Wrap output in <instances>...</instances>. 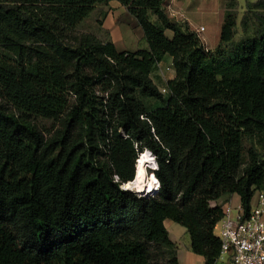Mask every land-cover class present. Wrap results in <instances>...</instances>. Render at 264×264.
<instances>
[{
    "label": "trees",
    "instance_id": "1",
    "mask_svg": "<svg viewBox=\"0 0 264 264\" xmlns=\"http://www.w3.org/2000/svg\"><path fill=\"white\" fill-rule=\"evenodd\" d=\"M108 1L0 0V264H178L166 219L216 264L211 202L236 194L247 214L264 192V0L247 3L248 38L234 40L226 12L214 49L163 0H117L142 30L136 51L77 31ZM165 55L162 94L152 74ZM147 150L159 187L144 197L122 185Z\"/></svg>",
    "mask_w": 264,
    "mask_h": 264
},
{
    "label": "crops",
    "instance_id": "2",
    "mask_svg": "<svg viewBox=\"0 0 264 264\" xmlns=\"http://www.w3.org/2000/svg\"><path fill=\"white\" fill-rule=\"evenodd\" d=\"M112 3H114L115 6H112ZM180 3L181 2H178V0H172L170 6L171 7H176V6L184 7L180 5ZM99 6L113 7L114 11L108 13V15L99 23L100 24L99 29L102 34V37L101 35L100 36L96 34L94 35H96L98 38L102 40L103 39L110 40L113 43L117 51H130V50L136 51L139 49L147 48L146 42L143 38L142 30L135 24L134 19L127 13L126 9L123 6H121L117 0H110L106 4L99 5ZM95 11H96V7L93 10V12H91L90 15L94 14ZM115 17L116 18L124 17V19H120L116 22ZM209 17L211 19V24H210L211 26L209 27V30H211V32L208 33L203 38V41H204L203 44L205 45L206 48L213 49L214 47L217 46L219 42L220 28H221L223 19L222 17L217 18L212 15H210ZM178 18H175V21L180 22V23L184 22L185 24L190 26V28L193 30H196L200 26H203L204 27L203 31H207V27L201 23L199 16L198 15L196 16L195 13L183 12V14L179 15ZM167 35L170 37L171 34L169 33ZM136 37H137V40H136ZM160 66H162L164 69L169 68V71L167 72L169 73V77L167 80L172 79L174 77V69L172 67V60L169 56L165 55L162 58ZM153 74H154V78L156 79V81L155 79H153L154 82L155 83L157 82L158 85H160L159 87L156 83L157 87L159 89L163 88L164 80L160 77V75L158 74L156 70H154ZM225 204L230 205L232 208H237L240 206L239 197L236 194H232L229 196H225L219 199L218 201L211 202V206L220 205L222 207ZM171 223H174V222L168 219L164 220L163 222L164 227L168 232L169 239L177 247L176 257H177L178 264H204V259L201 256L195 255L190 251L189 237H188V243L185 240V235H187L185 228L181 227L180 225L172 227ZM213 233L217 237V234L215 233V231H213ZM180 242L183 244L181 245ZM219 260H224V258L219 257L218 261Z\"/></svg>",
    "mask_w": 264,
    "mask_h": 264
},
{
    "label": "rangeland",
    "instance_id": "3",
    "mask_svg": "<svg viewBox=\"0 0 264 264\" xmlns=\"http://www.w3.org/2000/svg\"><path fill=\"white\" fill-rule=\"evenodd\" d=\"M172 0H164L163 1V10L167 14L168 18L172 21H175V18H178L179 15H182L183 12H191L198 15L201 23L207 27V31H200L199 29L193 30L189 27L190 30L195 31L198 36L201 38V42L203 43V38L211 32L209 27L211 26L210 15L215 16L217 18L223 19L226 12H231L236 15V26H235V37L234 40L238 41L240 38H248L251 37L254 33V30L257 28L256 21L252 18L249 9L247 8V3H255L257 0H178L181 2L180 5L184 7H171ZM184 4V5H183ZM186 4V5H185ZM112 6H115L112 3ZM113 7H105V6H96V11L94 14L88 16L77 28L78 32H87L93 33L98 36L102 34L100 32L99 26L100 22L108 15V13L113 12ZM259 12L264 14V11L259 10ZM210 14V15H209ZM117 16V15H116ZM177 16V17H176ZM120 19H124V17H115L116 22ZM180 19V18H178ZM151 21L155 22V17L151 16ZM177 22V21H175ZM180 23V22H178ZM184 23V22H183ZM182 23V24H183ZM185 24V23H184ZM169 34V33H167ZM137 40V37H136ZM204 45V44H203ZM205 46V45H204ZM215 48V47H214ZM213 48V49H214ZM131 51V50H130ZM163 66V64H162ZM161 66L163 70L164 79L167 81L169 77L168 71H164V68ZM169 69V68H168ZM153 79L154 74H152ZM156 81V79H155ZM157 83V82H156ZM158 85V83H157ZM160 87V85H158ZM43 132H45V140L46 144L53 147L56 151H61L65 155L69 154V151L60 145V139L53 137L52 133L55 128V124L52 121L37 119L35 121ZM254 145L263 146L264 145V137L258 138ZM245 148L248 146L247 143H244ZM148 151V150H147ZM150 168H146V173ZM148 175V174H147ZM134 192V191H133ZM135 193V192H134ZM171 226H179L175 223H171ZM217 234V228L214 229ZM185 240L188 243V235H185ZM181 243V242H180ZM183 243H181L182 245ZM175 245V244H174ZM175 249L177 247L175 246ZM216 264H227V261L219 260Z\"/></svg>",
    "mask_w": 264,
    "mask_h": 264
},
{
    "label": "built area",
    "instance_id": "4",
    "mask_svg": "<svg viewBox=\"0 0 264 264\" xmlns=\"http://www.w3.org/2000/svg\"><path fill=\"white\" fill-rule=\"evenodd\" d=\"M198 29L203 31L204 27ZM156 71L166 82L160 65H157ZM160 92L166 94L167 89L161 88ZM215 228L220 241V258H224L228 264H264L263 191L255 192L247 214L241 206H222V217Z\"/></svg>",
    "mask_w": 264,
    "mask_h": 264
},
{
    "label": "bare ground",
    "instance_id": "5",
    "mask_svg": "<svg viewBox=\"0 0 264 264\" xmlns=\"http://www.w3.org/2000/svg\"><path fill=\"white\" fill-rule=\"evenodd\" d=\"M155 159L148 151L141 153L138 157V161L135 167L134 179L127 184H124V188H128L139 195L151 194L154 190V186L151 181L146 178V168L155 169Z\"/></svg>",
    "mask_w": 264,
    "mask_h": 264
},
{
    "label": "water",
    "instance_id": "6",
    "mask_svg": "<svg viewBox=\"0 0 264 264\" xmlns=\"http://www.w3.org/2000/svg\"><path fill=\"white\" fill-rule=\"evenodd\" d=\"M149 152V151H148ZM150 153V152H149ZM151 154V153H150ZM154 159H155V157H154ZM155 164H156V160H155ZM157 168V164L155 165V169ZM154 169V170H155ZM127 184V183H126ZM158 187H159V183H158ZM158 187L156 188V190H154L150 195L149 194H146V195H140V196H144V197H148V196H152V195H154L156 192H157V190H158ZM122 189H125V190H130V189H128V188H124V184L122 185Z\"/></svg>",
    "mask_w": 264,
    "mask_h": 264
}]
</instances>
